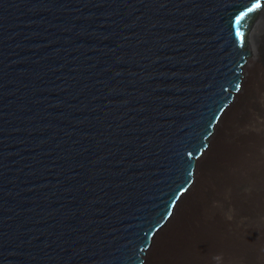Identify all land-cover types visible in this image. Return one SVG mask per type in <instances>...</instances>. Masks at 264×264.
<instances>
[{
    "label": "water",
    "instance_id": "water-1",
    "mask_svg": "<svg viewBox=\"0 0 264 264\" xmlns=\"http://www.w3.org/2000/svg\"><path fill=\"white\" fill-rule=\"evenodd\" d=\"M263 6L0 0V264H144L242 87Z\"/></svg>",
    "mask_w": 264,
    "mask_h": 264
},
{
    "label": "bare ground",
    "instance_id": "bare-ground-1",
    "mask_svg": "<svg viewBox=\"0 0 264 264\" xmlns=\"http://www.w3.org/2000/svg\"><path fill=\"white\" fill-rule=\"evenodd\" d=\"M251 47L242 87L144 264H216L218 254L222 264H264V35Z\"/></svg>",
    "mask_w": 264,
    "mask_h": 264
},
{
    "label": "clouds",
    "instance_id": "clouds-1",
    "mask_svg": "<svg viewBox=\"0 0 264 264\" xmlns=\"http://www.w3.org/2000/svg\"><path fill=\"white\" fill-rule=\"evenodd\" d=\"M234 210L232 209H229V211L227 213H225V219L226 220H232L233 219V216H232V212ZM213 259L216 261V264H222V260H223V257L221 254H218L216 256L213 257Z\"/></svg>",
    "mask_w": 264,
    "mask_h": 264
},
{
    "label": "snow or ice",
    "instance_id": "snow-or-ice-1",
    "mask_svg": "<svg viewBox=\"0 0 264 264\" xmlns=\"http://www.w3.org/2000/svg\"><path fill=\"white\" fill-rule=\"evenodd\" d=\"M237 23H239V19L237 20ZM239 35H240V33L237 32V36H239ZM237 88H239V85H237Z\"/></svg>",
    "mask_w": 264,
    "mask_h": 264
}]
</instances>
